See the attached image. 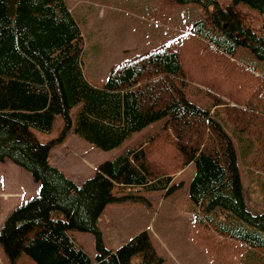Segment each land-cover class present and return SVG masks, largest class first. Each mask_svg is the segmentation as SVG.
I'll return each mask as SVG.
<instances>
[{"label":"trees","instance_id":"1","mask_svg":"<svg viewBox=\"0 0 264 264\" xmlns=\"http://www.w3.org/2000/svg\"><path fill=\"white\" fill-rule=\"evenodd\" d=\"M174 1L199 4L206 10V20L192 23L189 31L222 55L232 56L235 46H242L264 61V0H232L225 8L217 0ZM236 4L262 15L260 33L242 24ZM166 47L147 52L149 68L132 59L110 67L105 83L98 87L84 76L83 35L64 0H0V162L11 161L38 184L36 195L13 209L0 228V244L9 262L20 248V256L34 264H164L146 231L111 250L97 225L107 204L134 197L115 195L127 186L152 191L180 185L171 187L170 176L156 175L151 169L145 141L110 161L112 185L108 191L101 177L81 188L49 162L51 147L70 129L109 151L156 123L172 128L182 164L194 166L188 196L203 210L202 217L212 221V214L218 217V210L225 212L233 224L219 220L214 229L264 253V195L262 211L251 213L243 197L235 144V140L252 144L254 138L242 128L228 130V122L218 110L187 97L185 84L177 81L182 74L179 54L174 49L160 50ZM147 69L158 73L159 80L151 83L146 79ZM260 76L261 84L254 93L263 92L264 69ZM248 108L251 126H264L263 112L257 107L241 109ZM57 116L63 120L61 137L40 142L32 130L50 132ZM242 134L246 137L239 138ZM254 137L258 143L263 141L259 135ZM148 141L151 146L154 139ZM33 209L37 211L31 216L28 213ZM61 209L67 214L68 226L94 236V260L65 229ZM134 255H140L138 262L131 261ZM249 264H264V260Z\"/></svg>","mask_w":264,"mask_h":264},{"label":"rangeland","instance_id":"2","mask_svg":"<svg viewBox=\"0 0 264 264\" xmlns=\"http://www.w3.org/2000/svg\"><path fill=\"white\" fill-rule=\"evenodd\" d=\"M64 1L83 35L82 69L89 83L103 86L110 67H117L127 60H135L149 68L145 63L147 52L164 45L167 47L160 50L174 49L179 54L182 74L177 81L185 84L183 89L191 101L218 110L227 120L228 130L235 126L244 129L254 139L257 135L263 137L261 143L252 139V144L246 140H235L246 207L253 214L260 213L264 195V126L252 127L248 122L252 116L250 108H241L257 107V111L264 114V88L262 93L252 92L261 84L264 61L256 59L248 48L242 46H235L232 56H224L206 39L190 33L192 23L207 18L206 10L199 4H178L174 0ZM217 1L221 8L232 3V0ZM234 9L244 26L256 33L261 32L262 15L243 4L234 5ZM156 74L147 69L144 77L152 83L159 80ZM163 126L165 129L161 123L150 125L109 151L97 148L70 129L60 142L51 147L49 162L81 188L87 181L101 177L108 191L112 185L110 161L132 145L144 144L142 141H145L146 148L150 150L148 163L151 169L156 175L170 176L171 187L180 185L171 190L152 191L127 186L115 193L117 196L134 197L109 203L101 213L97 225L106 248L117 249L139 232L146 231L155 253L164 260V264H249L263 261L264 253L260 250L214 229L219 220L233 224L231 216L218 210V217L212 214L213 220L209 221L202 217L203 210L191 203L188 184L194 174V166L182 164L173 144L172 128ZM62 128L63 120L57 116L50 132L32 131L40 142L47 143L60 138ZM150 138L154 139L151 146L148 144ZM37 190L38 184L26 170L9 160L0 162V228L11 211L36 195ZM36 211L33 209L28 214L32 216ZM61 221L66 224L65 229L76 245L94 260V236L85 229L68 226L64 211ZM19 250L13 253V261L9 262L0 244V264H34L20 256ZM139 260L140 255H134L131 261Z\"/></svg>","mask_w":264,"mask_h":264}]
</instances>
